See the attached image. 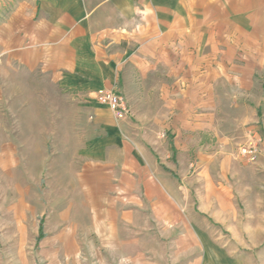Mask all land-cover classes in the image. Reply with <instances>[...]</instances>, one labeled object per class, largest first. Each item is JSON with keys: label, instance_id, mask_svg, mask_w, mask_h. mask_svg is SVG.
<instances>
[{"label": "crops", "instance_id": "crops-1", "mask_svg": "<svg viewBox=\"0 0 264 264\" xmlns=\"http://www.w3.org/2000/svg\"><path fill=\"white\" fill-rule=\"evenodd\" d=\"M2 62L53 72L93 114L87 235L48 249L39 220L42 264H81L83 245L87 264H200L177 218L189 198L172 175L175 142L258 119L264 0H17L0 20ZM98 89L119 92L130 113L115 119L94 103ZM166 139L162 168L144 143Z\"/></svg>", "mask_w": 264, "mask_h": 264}, {"label": "rangeland", "instance_id": "rangeland-1", "mask_svg": "<svg viewBox=\"0 0 264 264\" xmlns=\"http://www.w3.org/2000/svg\"><path fill=\"white\" fill-rule=\"evenodd\" d=\"M16 1L0 0V20ZM86 98L53 72L0 63V264L44 263V242L34 240L41 219L48 249L61 248L60 236L72 232L85 240L86 178L93 165L87 150L96 134ZM256 118L254 124L208 127L192 141L175 142L179 155L172 175L188 187L189 198L184 217L177 218L185 225L180 232L192 263L264 264L263 108ZM170 143H144L162 168L160 153ZM248 147L256 150L254 161L244 152ZM83 249L80 263L94 261Z\"/></svg>", "mask_w": 264, "mask_h": 264}, {"label": "built area", "instance_id": "built-area-1", "mask_svg": "<svg viewBox=\"0 0 264 264\" xmlns=\"http://www.w3.org/2000/svg\"><path fill=\"white\" fill-rule=\"evenodd\" d=\"M95 101L101 105L107 106L116 119H122L127 115L124 98L114 89H98L95 91ZM244 152L248 155L250 160L254 161L256 153L255 148L248 147Z\"/></svg>", "mask_w": 264, "mask_h": 264}, {"label": "trees", "instance_id": "trees-1", "mask_svg": "<svg viewBox=\"0 0 264 264\" xmlns=\"http://www.w3.org/2000/svg\"><path fill=\"white\" fill-rule=\"evenodd\" d=\"M42 224H43V222H42V220L40 221V227H39V235H38V237H37V239H36V241H37V243L43 238V228H42Z\"/></svg>", "mask_w": 264, "mask_h": 264}]
</instances>
